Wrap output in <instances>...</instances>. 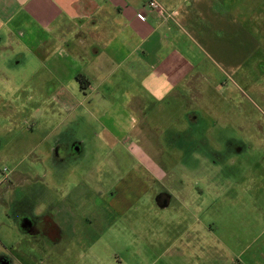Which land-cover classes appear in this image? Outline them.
Wrapping results in <instances>:
<instances>
[{"label": "crops", "instance_id": "crops-1", "mask_svg": "<svg viewBox=\"0 0 264 264\" xmlns=\"http://www.w3.org/2000/svg\"><path fill=\"white\" fill-rule=\"evenodd\" d=\"M149 1L0 0V82L5 83L7 74L31 62L39 68V75L45 71L47 78H40L61 109L79 110L84 102L73 104L72 100L84 96L86 109L93 115L102 109L119 110L118 115H141L143 123L153 122L152 116L165 119L166 129L160 138L166 140V147L170 142H180L182 147L206 146L208 127L217 125L207 123L212 112L206 101L222 95L221 89L228 87L229 81L237 85L238 77L248 87L255 75L264 77V0H155L164 6L166 15L150 9ZM164 116H171L173 122ZM180 124L181 130L175 126ZM69 128L62 124L49 128L43 140L49 154H33L35 162H46L54 177L61 176L70 157L79 160L85 152L84 142L69 134ZM14 131L10 128L7 133ZM132 131L138 140L144 139L145 134L134 125L122 133ZM110 136L113 141L118 138L114 132ZM4 140L1 135L0 231L11 223L22 240L38 244L40 264H52V252L55 261L62 262L80 237L91 236L95 223L87 219L81 227L86 233L79 235V228H73L78 219L71 216L78 194L69 191L65 200L59 195L52 198L46 193L50 190L46 174L22 171L21 161L13 169L4 166ZM107 141L108 146L111 141ZM224 143L221 148L236 147L231 138ZM143 150L135 146L121 151L115 159L154 163ZM191 156L182 153V163H190ZM110 159L107 154L97 166L93 163L86 173L88 182L76 186L78 193L85 188L90 195L100 196L107 209L111 207L106 201ZM153 163L141 169L149 176L138 175L139 185L132 194L119 195L120 206L136 205L143 190L154 196L152 185L157 184L162 171ZM136 171L131 168L128 173ZM31 187L40 190L31 192ZM129 195V199L123 198ZM27 218L30 220L24 222ZM32 219L38 221L39 233H34ZM95 239L90 247L97 243ZM16 246L0 238V264H31Z\"/></svg>", "mask_w": 264, "mask_h": 264}, {"label": "rangeland", "instance_id": "rangeland-1", "mask_svg": "<svg viewBox=\"0 0 264 264\" xmlns=\"http://www.w3.org/2000/svg\"><path fill=\"white\" fill-rule=\"evenodd\" d=\"M40 77L47 78L45 71L39 75V68L28 62L18 72L7 74L5 83L0 82V136L5 139L2 164L13 169L21 161L22 171L46 174L50 190H41L52 198L59 195L65 200L69 191L78 194L77 208L75 204L70 215L78 219L79 227L76 229L74 220L73 228H79V235L86 233L81 227L87 219L95 223L91 236L80 237L62 262L55 261L52 252V264H264L263 76L255 75L250 87L238 77L237 85L229 81L228 87L221 89L222 95L206 101L212 112L207 123L217 125L208 127L207 145L194 148L182 147L180 142L174 143L178 147L172 142L166 147V140L160 138L166 129L165 119L159 116L143 123L141 115H118L119 110L101 109L93 115L86 109L84 96L72 100L73 104L84 102L79 110L61 109ZM164 118L172 121L171 116ZM58 124L72 129L69 134L84 142L85 152L82 159L70 157L61 176L54 177L45 161L40 164L33 157L49 154L44 136ZM131 125L142 130L144 139L138 140L133 131L124 133ZM10 128L15 131L9 135ZM110 132L118 136L116 141ZM227 138L233 139L235 148H221ZM107 140L111 141L108 146ZM135 146L144 149L161 168V178L152 185L154 196L143 190L136 205L120 206L119 195L132 194L139 185L138 175L149 176L141 169L150 167L151 161L121 163L115 159ZM184 152L192 154L188 164L182 163ZM107 154L111 156L106 167L108 209L102 206L100 196L90 195L85 188L78 189L79 193L76 190L78 183L88 182L86 173L93 163L97 166ZM131 168L137 171L129 175ZM129 197L123 196L125 200ZM19 236L11 223L2 226L0 238L5 244L16 243L17 251L31 264L42 263L35 240L24 241ZM94 236L97 243L90 247Z\"/></svg>", "mask_w": 264, "mask_h": 264}, {"label": "built area", "instance_id": "built-area-1", "mask_svg": "<svg viewBox=\"0 0 264 264\" xmlns=\"http://www.w3.org/2000/svg\"><path fill=\"white\" fill-rule=\"evenodd\" d=\"M148 7L150 9H153L155 10L157 13H159L160 15H166L167 14V11L166 9L164 8L163 5H161L160 3H158L157 1L155 0H150L149 3H148Z\"/></svg>", "mask_w": 264, "mask_h": 264}, {"label": "flooded vegetation", "instance_id": "flooded-vegetation-1", "mask_svg": "<svg viewBox=\"0 0 264 264\" xmlns=\"http://www.w3.org/2000/svg\"><path fill=\"white\" fill-rule=\"evenodd\" d=\"M27 220H30L29 218H27V219H24L23 221L25 222V221H27ZM33 221H34V223H36V227H34V233L36 234V233H39L40 232V229H39V226H38V221L37 220H35V219H32ZM1 264H11L10 263V261H4V262H2Z\"/></svg>", "mask_w": 264, "mask_h": 264}]
</instances>
